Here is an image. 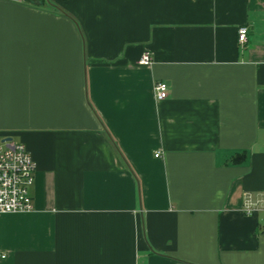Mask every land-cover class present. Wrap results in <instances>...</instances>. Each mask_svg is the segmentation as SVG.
<instances>
[{
	"label": "crops",
	"instance_id": "1",
	"mask_svg": "<svg viewBox=\"0 0 264 264\" xmlns=\"http://www.w3.org/2000/svg\"><path fill=\"white\" fill-rule=\"evenodd\" d=\"M0 135V264H264V0H0Z\"/></svg>",
	"mask_w": 264,
	"mask_h": 264
},
{
	"label": "built area",
	"instance_id": "2",
	"mask_svg": "<svg viewBox=\"0 0 264 264\" xmlns=\"http://www.w3.org/2000/svg\"><path fill=\"white\" fill-rule=\"evenodd\" d=\"M246 26L237 29V41L243 44L246 41ZM151 56L143 52L138 65H149ZM154 91L158 100L167 96V85L164 82L154 84ZM7 136L0 135V215L4 213L30 212L33 210V201L29 189L34 181V162L22 143L5 140ZM157 155V154H156ZM256 208L247 206L244 211L251 213ZM0 254V258H4Z\"/></svg>",
	"mask_w": 264,
	"mask_h": 264
},
{
	"label": "trees",
	"instance_id": "3",
	"mask_svg": "<svg viewBox=\"0 0 264 264\" xmlns=\"http://www.w3.org/2000/svg\"><path fill=\"white\" fill-rule=\"evenodd\" d=\"M57 10L59 9V8H56ZM59 12H61V13H65L63 10H60L59 9ZM66 14V13H65ZM241 157H242V153H238L235 157H234V161L235 160H240L241 159Z\"/></svg>",
	"mask_w": 264,
	"mask_h": 264
},
{
	"label": "water",
	"instance_id": "4",
	"mask_svg": "<svg viewBox=\"0 0 264 264\" xmlns=\"http://www.w3.org/2000/svg\"><path fill=\"white\" fill-rule=\"evenodd\" d=\"M5 140H11V137H6Z\"/></svg>",
	"mask_w": 264,
	"mask_h": 264
}]
</instances>
